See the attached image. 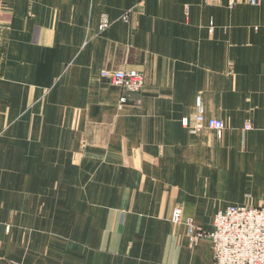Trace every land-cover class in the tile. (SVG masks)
Instances as JSON below:
<instances>
[{
  "label": "crops",
  "instance_id": "1",
  "mask_svg": "<svg viewBox=\"0 0 264 264\" xmlns=\"http://www.w3.org/2000/svg\"><path fill=\"white\" fill-rule=\"evenodd\" d=\"M233 2L0 0V264H214L215 214L264 204V1Z\"/></svg>",
  "mask_w": 264,
  "mask_h": 264
},
{
  "label": "built area",
  "instance_id": "2",
  "mask_svg": "<svg viewBox=\"0 0 264 264\" xmlns=\"http://www.w3.org/2000/svg\"><path fill=\"white\" fill-rule=\"evenodd\" d=\"M204 3L218 0H203ZM264 0H247L250 5L257 6ZM228 6L233 7V0H227ZM127 20V15L123 16ZM109 26L106 19H102L100 30ZM112 85L120 87L125 92L137 93L141 91L143 82L142 75L137 71L118 70L103 72ZM125 102L120 99V104ZM192 124L187 119L182 125L189 129L192 134L204 131H213L220 137L226 128L224 121L208 118L205 115V107L200 96L194 103V115ZM245 129H250L246 125ZM171 222H182V211L175 210L171 216ZM185 224L189 232L197 230L192 220L186 219ZM212 244L214 264H264V204L260 207L229 206L219 210L213 220V230L206 234Z\"/></svg>",
  "mask_w": 264,
  "mask_h": 264
},
{
  "label": "rangeland",
  "instance_id": "3",
  "mask_svg": "<svg viewBox=\"0 0 264 264\" xmlns=\"http://www.w3.org/2000/svg\"><path fill=\"white\" fill-rule=\"evenodd\" d=\"M116 71H118V70H116ZM140 92V91H139ZM138 93V92H137Z\"/></svg>",
  "mask_w": 264,
  "mask_h": 264
},
{
  "label": "bare ground",
  "instance_id": "4",
  "mask_svg": "<svg viewBox=\"0 0 264 264\" xmlns=\"http://www.w3.org/2000/svg\"><path fill=\"white\" fill-rule=\"evenodd\" d=\"M262 2H263V1H262ZM262 2H261V3H262Z\"/></svg>",
  "mask_w": 264,
  "mask_h": 264
}]
</instances>
